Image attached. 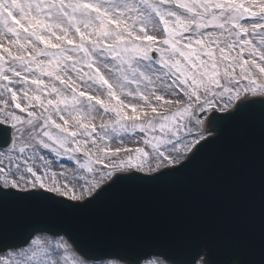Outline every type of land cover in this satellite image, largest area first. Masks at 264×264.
<instances>
[{"label":"snow or ice","instance_id":"obj_1","mask_svg":"<svg viewBox=\"0 0 264 264\" xmlns=\"http://www.w3.org/2000/svg\"><path fill=\"white\" fill-rule=\"evenodd\" d=\"M254 110L264 131V0H0V264H141L8 209L180 171ZM195 247L150 264H213Z\"/></svg>","mask_w":264,"mask_h":264},{"label":"water","instance_id":"obj_2","mask_svg":"<svg viewBox=\"0 0 264 264\" xmlns=\"http://www.w3.org/2000/svg\"><path fill=\"white\" fill-rule=\"evenodd\" d=\"M8 213L18 224L69 234L94 259L166 254L176 244V253L192 245L196 251L199 244L214 252L216 243L237 249L242 261L259 260L264 242L259 111L225 126L180 171L155 180H123L81 208L37 200L10 205Z\"/></svg>","mask_w":264,"mask_h":264},{"label":"bare ground","instance_id":"obj_3","mask_svg":"<svg viewBox=\"0 0 264 264\" xmlns=\"http://www.w3.org/2000/svg\"><path fill=\"white\" fill-rule=\"evenodd\" d=\"M159 259H162V258H160V256H153V258L151 259V260H149L150 262H152V261H157V260H159ZM104 260H110L109 258L108 259H103V260H99V262H102V261H104ZM145 264H148V262H146Z\"/></svg>","mask_w":264,"mask_h":264},{"label":"rangeland","instance_id":"obj_4","mask_svg":"<svg viewBox=\"0 0 264 264\" xmlns=\"http://www.w3.org/2000/svg\"><path fill=\"white\" fill-rule=\"evenodd\" d=\"M70 167V166H69ZM53 170L54 171H60V169H57L56 167H55V165H54V167H53ZM148 264H150V262H148Z\"/></svg>","mask_w":264,"mask_h":264},{"label":"clouds","instance_id":"obj_5","mask_svg":"<svg viewBox=\"0 0 264 264\" xmlns=\"http://www.w3.org/2000/svg\"><path fill=\"white\" fill-rule=\"evenodd\" d=\"M233 264H237V262L234 261Z\"/></svg>","mask_w":264,"mask_h":264}]
</instances>
